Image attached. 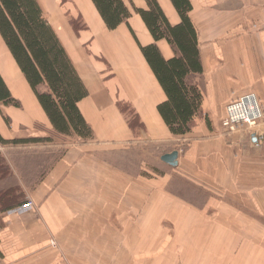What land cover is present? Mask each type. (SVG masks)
Wrapping results in <instances>:
<instances>
[{"label":"crops","instance_id":"obj_1","mask_svg":"<svg viewBox=\"0 0 264 264\" xmlns=\"http://www.w3.org/2000/svg\"><path fill=\"white\" fill-rule=\"evenodd\" d=\"M158 1L170 22L178 23L180 17L172 1ZM83 2L100 17L91 0ZM135 2L145 6L143 0ZM191 2L190 17L198 32L203 63V73L192 79L203 80L205 92L203 115L184 136L173 135L159 114L157 105L166 96L139 46L140 64L129 72V81L119 78L118 85L112 82L105 86L100 82L106 83L107 78L101 74L96 78L101 71L96 61L106 60L95 59L87 45L94 32L82 4L73 3L79 7L76 14L69 8L68 25L64 23L67 34L50 22L88 87L89 95L80 102L86 120L105 127L98 130L100 143L67 147L31 191V205L0 208V264H215V260L218 264H245L243 253L249 249L241 248L242 240L252 238L262 243L263 123L257 126V143L242 132L229 140L237 130H229L226 108L233 99L250 92L264 108V0ZM80 13L87 25L77 34L70 19ZM129 23L141 44L153 41L140 15L133 14ZM123 26L129 29L126 23L117 29ZM158 46L165 58L175 53L164 39ZM122 51L132 55L129 50ZM4 72L6 81L17 89L20 83ZM120 88L137 119H120L123 115L118 102L124 98ZM107 109L114 111V118L103 114ZM116 126L121 130L113 129ZM108 137L111 139L104 142ZM159 142L172 144L174 148L168 152L179 150L180 155L177 166L166 164L170 170L155 177L143 173L149 171L144 162L132 173L120 166L119 160L104 154L111 151L114 157L130 151L134 158L137 150L132 146L143 143L138 148L142 154L148 144ZM173 174H182L209 189L211 195L203 208L169 188ZM202 211L207 215L202 216ZM167 221L176 223L178 231L168 230L163 225ZM200 226L206 230L201 231ZM214 239L223 245L218 253ZM233 239L237 241L235 249ZM255 250L257 264L264 262L263 249Z\"/></svg>","mask_w":264,"mask_h":264},{"label":"trees","instance_id":"obj_2","mask_svg":"<svg viewBox=\"0 0 264 264\" xmlns=\"http://www.w3.org/2000/svg\"><path fill=\"white\" fill-rule=\"evenodd\" d=\"M105 26L117 29L126 23L147 64L163 89L166 98L157 109L173 135L184 136L203 115L205 83L192 78L203 73L197 29L190 17L191 0H171L180 21L172 24L158 0H91ZM138 14L153 41L141 44L129 19ZM82 15L71 18L75 32L86 27L80 24ZM0 36L20 72L45 113L55 134H76L82 140L93 138L94 132L86 120L80 102L89 95L88 87L70 58L53 25L44 16L39 0H0ZM166 40L174 55L165 58L158 41ZM43 88V89H42ZM0 105L21 108L0 71ZM1 107V106H0ZM1 112V108H0ZM2 113V112H1ZM137 119V116L135 117ZM5 120L8 118L5 117ZM208 123L210 120L207 118ZM50 137L6 138L0 131V143H37ZM1 210L28 203L15 201L10 190L0 192Z\"/></svg>","mask_w":264,"mask_h":264},{"label":"rangeland","instance_id":"obj_3","mask_svg":"<svg viewBox=\"0 0 264 264\" xmlns=\"http://www.w3.org/2000/svg\"><path fill=\"white\" fill-rule=\"evenodd\" d=\"M55 5L53 6L50 3V0H41L44 8V16L54 25H57V29L61 33L67 34L66 28L64 27V23H66V17L69 16V8L73 9L74 14L78 12V8L74 4H82L81 8L85 11L86 18L88 23L90 24V28L93 30L94 34L92 39L87 43L90 50L93 52V56L95 59L100 58L103 60H98L97 63L101 65V71L97 72L98 76L101 78H107L106 83L103 81L105 86L111 85L112 82H115L117 85L119 84L120 79H125L127 82L128 75H130V71H134V65L136 63L140 64V53L138 52V44L131 33L130 29L126 26L117 29V31L109 30L101 21V18L97 15L96 11L91 9L89 10L88 6L83 2V0H51ZM86 1V0H85ZM74 3V4H73ZM80 8V9H81ZM81 14V13H80ZM86 22V21H85ZM80 24L87 25V22L84 23L83 18L80 20ZM137 34V33H136ZM138 39L140 40L139 35L137 34ZM0 43L5 52L2 54V58L4 56H8L12 59L13 66L17 72L16 82L19 84V89H13L11 85L7 82L8 86L10 87L12 94L20 99L21 101V108L15 107H5L0 105L1 112H0V131L2 132L3 136L6 138H28V137H45L49 136L50 138L48 141L37 142V143H26V144H16V143H8V144H1L0 143V192H4L5 190H10L11 193L16 194L15 201L17 199L19 201H23L25 198L30 199V193L35 188V186L40 182L43 177L46 175L47 171L50 167L56 162L62 155L65 153L67 147L72 145H81V144H96L99 142L100 135L98 130H102L105 126H96L91 122V127L93 128L94 136L93 138L82 140L76 134H72L70 136H61L59 134H55L51 129V126L43 115L42 110L40 109L37 100L31 91L29 85L27 84L26 80L24 79L22 73L20 72L16 62L12 58L10 52L8 51L7 47L5 46L1 36H0ZM93 47L96 50H93ZM129 50L131 52V56H127L122 50ZM7 57V58H8ZM5 59V58H4ZM3 70V71H2ZM0 71L3 75L4 69L2 67V61L0 59ZM5 73V72H4ZM6 74V73H5ZM101 74V76H100ZM7 75V74H6ZM4 77V75H3ZM6 80V79H5ZM43 89V88H42ZM120 91L123 93V102H118L119 109L122 112V117L120 119L123 120V117L127 120L135 119V113L132 109L131 104L127 102V94L120 88ZM251 93V92H250ZM254 93V92H253ZM95 96L92 97L90 100H94ZM88 104L90 101H87ZM102 103V102H101ZM261 103V102H260ZM263 106V105H262ZM113 112L109 109L107 111L104 110V115L109 117H113ZM5 117L8 120H5ZM107 118V117H106ZM107 121V120H105ZM263 123L262 127H264V118L261 119V122L258 124ZM258 126V125H257ZM257 126L252 128H247L246 126L239 127L237 132L231 134L228 139L233 140L237 133L242 132L247 137H250L252 134L258 132ZM120 129L122 127L116 126L113 129ZM111 129V128H110ZM246 129V130H245ZM104 142L106 140H110L111 137L107 139L104 138ZM100 143V142H99ZM143 146L142 144H138L137 146H132L131 148H136L137 151L135 157L132 158L134 155L133 152L126 151L127 148H123L119 150L121 153L119 156H111V151H105L104 154L107 155L113 161H118L120 166L123 168L130 169L132 173H135V167H138V163L144 162L142 165L147 168V172H144L146 175L150 177H155L162 175L169 169V166L164 163L160 157L165 152H168L174 148L172 144H168L165 142L154 143L152 145H147L144 147L142 154H138V148ZM142 151V150H141ZM144 154V155H143ZM175 173V171H172ZM154 175V176H153ZM154 182V179H153ZM169 188L178 196L188 200L196 204L197 206L203 208L206 204V200L208 195H211L209 189L201 184H197L196 182L192 181L188 177H185L182 174H173L170 183L168 184ZM2 198L0 194V199ZM1 205V202H0ZM171 207V206H170ZM169 207V208H170ZM1 208V207H0ZM201 212V211H200ZM207 215L206 211H202L201 215ZM206 218V217H205ZM204 222V221H200ZM199 223V222H198ZM163 225L170 231H178L176 223L173 221H167L166 223L163 222ZM193 224H191L190 229H192ZM206 230L205 227L200 226ZM197 230V227H195ZM262 243H259L258 240L252 238H244L242 240V247L243 249H249L243 253V259L246 260L245 264H257L256 261V250L255 248H261L264 251V238L259 239ZM219 241V242H218ZM233 244L232 249H235L236 240H232ZM174 245L171 244L169 246L172 247ZM214 245L216 253L220 252L219 248H223V245L220 246V239H214ZM203 252V251H202ZM207 253L208 250L205 249ZM213 257V255H212ZM218 257L216 256V259ZM215 260V259H214ZM218 264V261L215 260ZM211 264V263H208ZM259 264H264V262H260Z\"/></svg>","mask_w":264,"mask_h":264},{"label":"built area","instance_id":"obj_4","mask_svg":"<svg viewBox=\"0 0 264 264\" xmlns=\"http://www.w3.org/2000/svg\"><path fill=\"white\" fill-rule=\"evenodd\" d=\"M264 118V108L257 95L253 92L233 99L226 108V122L229 130L236 131L239 127L252 128ZM31 200L25 206L31 205ZM52 244L55 243L52 241Z\"/></svg>","mask_w":264,"mask_h":264},{"label":"water","instance_id":"obj_5","mask_svg":"<svg viewBox=\"0 0 264 264\" xmlns=\"http://www.w3.org/2000/svg\"><path fill=\"white\" fill-rule=\"evenodd\" d=\"M251 140L254 143H257L259 141V135L257 133L252 134ZM179 155H180L179 150H173L171 152H166V153L162 154L161 160L164 163L175 167L179 163V160H178L179 159Z\"/></svg>","mask_w":264,"mask_h":264},{"label":"bare ground","instance_id":"obj_6","mask_svg":"<svg viewBox=\"0 0 264 264\" xmlns=\"http://www.w3.org/2000/svg\"><path fill=\"white\" fill-rule=\"evenodd\" d=\"M4 49L0 43V59L2 61V65L3 68L5 70V72L7 73V75L11 78L14 79L17 76V72H15V69L13 68V64L11 63V61L7 58V56H4V58H2V54H3ZM246 130V129H245Z\"/></svg>","mask_w":264,"mask_h":264}]
</instances>
